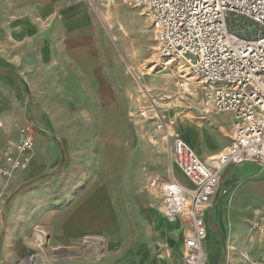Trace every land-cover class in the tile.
Segmentation results:
<instances>
[{
    "label": "crops",
    "instance_id": "0c3cea01",
    "mask_svg": "<svg viewBox=\"0 0 264 264\" xmlns=\"http://www.w3.org/2000/svg\"><path fill=\"white\" fill-rule=\"evenodd\" d=\"M100 37L89 0H0V145L14 153L29 119L40 132L29 167L9 180L0 176V264H18L39 226L48 231L46 251L58 253L64 264L183 263L188 227L181 219L167 222L138 192L127 203L132 214L126 229L118 228L122 184L83 177L80 167L56 171L63 149L71 159L72 135L94 140L86 126L112 101L114 76L102 57H89L86 46ZM209 115V121L201 115L208 128L199 139L183 138L203 160L231 144L234 122L229 113ZM176 168L174 178L189 187ZM149 208L151 214H141ZM205 219V264H264V167L230 166ZM95 244L102 247L99 258Z\"/></svg>",
    "mask_w": 264,
    "mask_h": 264
},
{
    "label": "built area",
    "instance_id": "2783aa9c",
    "mask_svg": "<svg viewBox=\"0 0 264 264\" xmlns=\"http://www.w3.org/2000/svg\"><path fill=\"white\" fill-rule=\"evenodd\" d=\"M115 3L116 0H109ZM126 7L144 9L151 17L158 43V58L184 63L187 72L179 86L191 84L187 73L205 95L209 114L229 113L234 117L231 144L222 153L201 159L176 132L161 121L162 138L170 147L172 165L181 169L190 186L174 178L151 181L159 192L162 212L188 227L182 264H204L207 236L205 213L219 191L224 172L232 165L256 163L264 167V0H118ZM233 20L230 25L229 21ZM249 24V28L245 24ZM148 108L140 116L146 118ZM17 155L8 157L10 177L30 163L36 128L27 123L20 129ZM2 222L0 220V228ZM48 234L40 227L29 236L34 253L18 264H47L43 247Z\"/></svg>",
    "mask_w": 264,
    "mask_h": 264
},
{
    "label": "rangeland",
    "instance_id": "374dc122",
    "mask_svg": "<svg viewBox=\"0 0 264 264\" xmlns=\"http://www.w3.org/2000/svg\"><path fill=\"white\" fill-rule=\"evenodd\" d=\"M94 1L89 0L92 17L100 27L101 37L99 41H90L86 46L91 54L89 57H102L103 64H107L110 75L114 76V93L107 111L94 115L91 124L86 126L94 140L85 141L84 138L78 139L72 135L71 140H68L71 159H68V154L61 147V141L55 142L63 149L55 166L58 167L57 172L65 165L80 167L78 169L83 170V177L92 176L99 182L106 180L122 184L125 206L120 210L119 216H123L120 218L123 222L118 228L126 229L132 214L127 203L138 192L142 199L150 202V208L159 207L162 217L164 216L159 192L151 187V181L156 179L160 183L169 182L173 179L172 170L176 166L170 162V147L163 140L162 131L159 129L161 121L170 132L179 133L190 143L199 139L208 128L201 115L204 114L207 121L213 118L205 107V95L198 89V83L191 73L186 76L191 84L184 88L179 86L180 78L187 72L184 63L171 62L173 66L165 67L164 60L158 58L155 29L151 17L144 9L126 7L118 3V0L114 4L109 0ZM232 23L233 20H230L229 24ZM245 27L250 26L246 23ZM91 30L94 39L95 26ZM151 68L154 70L151 71ZM162 71L164 72L158 75ZM146 108L147 117H141V111ZM29 122L33 123L30 119ZM34 127L36 128L35 125ZM39 133L36 128L35 138ZM20 142L21 135L20 141L14 147V153H5L7 150L0 145V168H8L6 159L17 155L16 147ZM36 146L35 141L29 153L30 162L31 153ZM0 176L6 180L11 178L1 173ZM175 176L182 178L178 171H175ZM150 208L141 209V214H151ZM213 218L212 216L211 225ZM179 226L183 232L187 230L183 223ZM39 227L48 234L45 228ZM47 249L48 240L42 249L47 264H64L59 260L60 257H56L59 256L58 253L50 254ZM94 249L95 255L101 257V245L95 244ZM34 252L35 249L31 248L23 259ZM162 253L163 251H158V254ZM229 256L226 255L225 258Z\"/></svg>",
    "mask_w": 264,
    "mask_h": 264
},
{
    "label": "bare ground",
    "instance_id": "6f19581e",
    "mask_svg": "<svg viewBox=\"0 0 264 264\" xmlns=\"http://www.w3.org/2000/svg\"><path fill=\"white\" fill-rule=\"evenodd\" d=\"M172 61H164V66L165 67H171V66H173L172 64L173 63H171ZM164 67V68H165ZM154 70V68H151V71H153ZM164 71H162V72H158V75L159 74H161V73H163ZM152 73V72H151ZM192 78V77H191ZM190 81V80H189ZM181 170V169H180ZM182 171V170H181ZM182 173H183V171H182ZM184 174V173H183ZM184 176H185V174H184ZM186 177V176H185ZM173 178H174V176H173ZM175 179V178H174ZM176 180V179H175ZM177 181V180H176ZM166 218V217H165ZM167 219V218H166ZM177 219H179V218H176L175 220H173V221H170V222H172V223H176L178 220ZM168 220V219H167ZM180 221V220H179ZM167 222H169V220L167 221ZM179 224V223H178ZM183 254H184V251H183ZM183 257H184V255H183ZM206 261V260H205ZM204 264H205V262H204Z\"/></svg>",
    "mask_w": 264,
    "mask_h": 264
}]
</instances>
